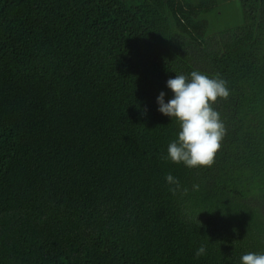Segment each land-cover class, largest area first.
I'll return each instance as SVG.
<instances>
[{"label": "trees", "instance_id": "16d2710c", "mask_svg": "<svg viewBox=\"0 0 264 264\" xmlns=\"http://www.w3.org/2000/svg\"><path fill=\"white\" fill-rule=\"evenodd\" d=\"M237 1L240 24L210 32L216 0H0V264L264 253V0ZM192 71L229 95L212 164L189 169L155 101Z\"/></svg>", "mask_w": 264, "mask_h": 264}, {"label": "clouds", "instance_id": "9594fccd", "mask_svg": "<svg viewBox=\"0 0 264 264\" xmlns=\"http://www.w3.org/2000/svg\"><path fill=\"white\" fill-rule=\"evenodd\" d=\"M165 87L171 98L165 102L166 93L161 91L155 101L157 111L179 124L177 138L167 147L166 159L189 169L211 165L225 135L224 124L212 105L218 98L228 97L226 82L192 71L168 79ZM165 182L175 185L176 189L180 187L171 174L166 175ZM198 188L199 185H193V190ZM183 191L186 195L187 189ZM205 254L206 247L201 245L194 256L199 258ZM240 264H264V253L248 252L240 257Z\"/></svg>", "mask_w": 264, "mask_h": 264}, {"label": "rangeland", "instance_id": "374dc122", "mask_svg": "<svg viewBox=\"0 0 264 264\" xmlns=\"http://www.w3.org/2000/svg\"><path fill=\"white\" fill-rule=\"evenodd\" d=\"M216 1V7L207 17L210 23V32H217L240 24L241 10L237 0L226 3L221 0Z\"/></svg>", "mask_w": 264, "mask_h": 264}]
</instances>
